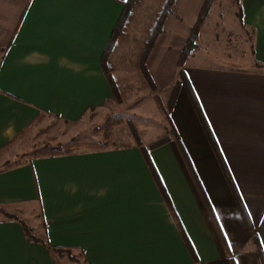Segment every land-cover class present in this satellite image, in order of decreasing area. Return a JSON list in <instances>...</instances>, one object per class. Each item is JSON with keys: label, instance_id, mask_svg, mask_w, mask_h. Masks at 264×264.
<instances>
[{"label": "crops", "instance_id": "1", "mask_svg": "<svg viewBox=\"0 0 264 264\" xmlns=\"http://www.w3.org/2000/svg\"><path fill=\"white\" fill-rule=\"evenodd\" d=\"M127 1L0 0V152L11 144L0 153V264H57L56 250L85 264H261L264 0H240L260 68L183 66L192 98L181 87L169 117L183 152H149L190 251L137 146L1 162L29 155L14 140L43 119L79 124L113 99L102 57ZM204 2L176 0L165 19L142 75L157 93L179 79ZM34 207L38 242L9 217Z\"/></svg>", "mask_w": 264, "mask_h": 264}, {"label": "rangeland", "instance_id": "2", "mask_svg": "<svg viewBox=\"0 0 264 264\" xmlns=\"http://www.w3.org/2000/svg\"><path fill=\"white\" fill-rule=\"evenodd\" d=\"M166 1L133 2L131 15L123 27V34L111 47L106 59L107 73L117 93L107 106L92 112L75 125H62L50 118L43 119L40 124L31 127L25 138L16 144L14 151L25 149L30 152L29 155H19L18 158L13 155L4 156L1 162L16 161L14 164L17 165L27 160L31 154L50 150L52 147L57 151L75 152L148 145L168 136L170 123L165 119L164 113H168L165 104L169 91H151L148 81L144 80L138 67L142 51L152 36L154 22ZM241 18L240 0H212L196 34L195 49L188 50L184 66L223 67L233 70L257 68L258 65L252 58L253 33L243 25ZM157 97L162 107L159 106ZM175 145L179 151L176 143ZM25 210L28 209L14 210L11 213L21 218L31 229L32 225L39 221L36 216L38 211L35 207ZM25 213L31 218L25 220ZM31 235L35 237L32 230ZM54 253L57 264H85L76 252Z\"/></svg>", "mask_w": 264, "mask_h": 264}, {"label": "trees", "instance_id": "3", "mask_svg": "<svg viewBox=\"0 0 264 264\" xmlns=\"http://www.w3.org/2000/svg\"><path fill=\"white\" fill-rule=\"evenodd\" d=\"M134 1L135 0H128L124 4V8H123V12L121 14V17H120L119 21L117 22L115 28L112 31L109 43H108V45H107V47H106V49L104 51L103 57H102L103 71L105 73V76H106L107 80L111 84V88L113 90L112 92H113V96L114 97L117 96L116 88H115V85L113 84V81L111 80V78L109 77V75L107 73L106 59H107L109 51L111 50V47L114 46V44H115L116 40L118 39V37H120L123 34V27L125 26L128 18L131 15V11L133 9V2ZM211 2H212V0H205L203 6L201 8V11H200V13H199V15L197 17V20H196L195 24L193 25V27L190 30V34H189V36H188V38L186 40V43H185V45H184V47L182 49V52H181V55L179 57L178 64H177L178 69H179V72H178L179 79H177L175 82H173V85L169 88V94H168V98H167V101H166V104H165V106L167 107L168 113H164L165 119L170 123L169 124L170 128H169V130L167 132L168 136L163 137L162 140L157 142V143H149L148 145H138L137 146L139 148L142 156H143V159H144L145 163L149 166L151 172L153 173V175L155 177V181H156L157 187H158V190H159V193L161 194V196L163 197V199L167 203V207H169V210L173 214V218L175 220H176V216L172 212V206L168 202L165 190L162 187L160 181H158V178L156 177V173H155L154 168L152 166V162H151V159H150L149 152L154 150V149H156V148H159V147L163 146L164 144L169 143L171 140H173L177 144V146L179 148V151L181 153L183 152L179 136L177 135L175 129L173 128L169 117H170V112L172 110L173 104H174V102L176 100V96L178 95L181 87L183 86V87H185L187 92L189 91L188 87L186 86L183 70H181V68L185 65V62H186V59H187L188 50L195 49L194 42L196 40V34H197V32H198V30L200 28V24L203 21L204 16L209 11ZM175 6H176V0H167L165 2V5L163 6V9H162L161 13L158 15V19L155 20V22H154V29H153V31L151 33L152 36L150 37L149 41L146 43V45L144 47V50L142 51L141 57L139 58L138 67H139L141 73L144 76H146V73H145L146 60H147V58H148V56H149V54H150V52H151V50L153 48L158 36L162 32V27H163V23H164L165 19L169 15L175 14V10H174ZM3 52H4V50H3ZM257 68H260L259 65L257 66ZM150 90L153 91V92H156L151 86H150ZM189 94L191 95V98H192L191 91H189ZM157 102H158V104L160 106L161 104H160V101H159L158 97H157ZM161 107H162V105H161ZM41 119H42V117H39L37 119V121L41 120ZM23 135H24V132L20 133L15 138L14 141L17 142L18 140H20L23 137ZM10 146H11V144L9 146H7V147H4L3 150L0 153L6 152ZM215 152H216V150H215ZM71 153H73V151H57L56 149H53V147H52V148H50V150H46L45 149L43 151L35 152V153L31 154L30 157L26 156V157H29V158L27 160H25L24 162H26V163L30 162L32 159H35V158H49V157L61 156V155H66V154H71ZM9 217L11 219L17 220L20 223V225H21V227H22V229H23V231L25 233V236L27 237L28 241H33V242H38L39 241L38 239L34 238L31 235V229L28 228L25 223H23L21 220L17 219L15 216H13L11 214H9ZM176 226H177V230H178L180 236L182 237V239L185 242L188 250L190 251L191 250V246H190L185 234L183 233V230L181 228L180 223L177 222V220H176ZM253 242L258 243V240H257L256 237H253ZM55 252H58V251L56 250ZM59 252H61V251H59ZM257 252H258L261 264H264V253H263L262 249L260 248L259 244L257 245ZM230 263L234 264L232 260H230Z\"/></svg>", "mask_w": 264, "mask_h": 264}]
</instances>
